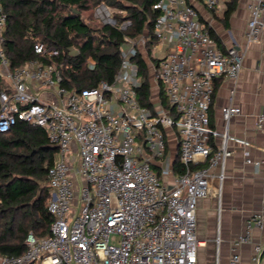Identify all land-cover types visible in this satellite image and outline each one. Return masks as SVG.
I'll return each mask as SVG.
<instances>
[{"label": "built area", "instance_id": "2783aa9c", "mask_svg": "<svg viewBox=\"0 0 264 264\" xmlns=\"http://www.w3.org/2000/svg\"><path fill=\"white\" fill-rule=\"evenodd\" d=\"M198 1L209 9L219 2ZM102 7L94 15L103 24L119 30L131 25L116 23ZM247 8L245 36L255 41L264 31V0H249ZM153 9L158 15L151 31L123 40L111 81L69 90L54 64L30 60L10 68L3 47L7 14L0 4V77L9 83L0 90V133L23 121L42 128L57 148L47 170L49 233L42 238L28 233L24 252L0 255V264H198L203 242L196 234L197 201L207 197L214 167L220 166L222 182L232 154L228 142L249 146L227 130L219 133L209 116L215 81L236 79L243 53L219 47L189 0H158ZM156 46L161 56L151 55ZM34 51L58 54L38 42ZM138 58L154 76L156 96L150 88L149 106L137 97ZM87 62L92 69L94 62ZM221 114L227 127L240 109L228 104ZM255 124L264 132V113ZM219 135L214 150L211 140ZM170 136L177 145L175 160ZM176 160L182 172L175 171ZM263 222L262 214L246 219L228 264H240L237 247L251 242L253 228ZM262 251V244L254 245L252 264H260Z\"/></svg>", "mask_w": 264, "mask_h": 264}, {"label": "trees", "instance_id": "16d2710c", "mask_svg": "<svg viewBox=\"0 0 264 264\" xmlns=\"http://www.w3.org/2000/svg\"><path fill=\"white\" fill-rule=\"evenodd\" d=\"M158 0H0L7 14L4 52L11 69L27 61L54 64L62 76L61 85L69 90L95 86L100 80L111 81L119 66V51L126 37L134 38L145 29L151 31L158 15L153 5ZM238 0L226 3L224 20L236 8ZM121 9L113 13L116 23L130 20L126 30L98 22H89L91 4ZM87 12L86 18L82 16ZM92 12V13H91ZM211 36L217 39L208 28ZM55 48L57 55H39L34 44ZM88 59L94 62L88 68ZM141 86L139 101L150 105L151 83L146 62L138 58ZM0 77V90L4 89ZM163 102V93L160 90ZM56 146L44 130L18 121L10 131L0 133V255L18 256L26 249L28 233L37 238L48 235L52 216L47 209L49 187L47 170L53 164ZM175 171L183 166L175 162ZM191 168H194L192 166Z\"/></svg>", "mask_w": 264, "mask_h": 264}, {"label": "crops", "instance_id": "0c3cea01", "mask_svg": "<svg viewBox=\"0 0 264 264\" xmlns=\"http://www.w3.org/2000/svg\"><path fill=\"white\" fill-rule=\"evenodd\" d=\"M189 1L197 9L200 22L217 37L219 47L225 49L233 46L243 53L237 78L215 81L209 116L215 130L219 133L227 130L229 135L246 140L249 146L228 142L232 154L225 161L222 182L217 179L220 166L214 167L208 195L201 198V204L196 208L201 245H210L211 251L216 252L218 264H228L234 241L245 231L246 219L254 214H262L264 218V132L258 130L255 124L256 117L264 113V31L255 41L246 39L249 0H238L236 8L226 20L224 13L229 0H219L217 6L211 9L198 0ZM228 104L237 106L240 114L233 116L226 127L221 108ZM211 141L216 150L221 135ZM169 150L175 160L177 145L174 141L169 142ZM246 152L250 163L246 162ZM216 238L219 239L218 243ZM256 244L263 245L260 264H264V222L262 227L253 228L251 242L237 247L240 264H252L251 256Z\"/></svg>", "mask_w": 264, "mask_h": 264}, {"label": "rangeland", "instance_id": "374dc122", "mask_svg": "<svg viewBox=\"0 0 264 264\" xmlns=\"http://www.w3.org/2000/svg\"><path fill=\"white\" fill-rule=\"evenodd\" d=\"M99 6H103L102 8H100V10H110L112 12V14L113 13H118V14L122 13L121 9H119V8H117L115 6L106 5V3H104V2H101L98 5L92 3L91 7L88 10H91L93 12V10H96V9L98 10ZM86 14H87V12H83L82 13L83 18L84 17L86 18ZM89 22H91L92 24H96V23L101 22V21L98 18H96L95 15L92 13L91 19H89ZM161 51H162V48L160 49V47H157V46L150 48L151 55L154 54L156 56H161ZM148 64H149V62H148ZM153 77L154 76H153L152 70L149 69L148 78H149V81L151 83V96L154 99L155 96H156V88H155V85H154L155 83L153 82ZM3 81H4V87L9 88V83L6 80H3ZM170 141H173L172 136H170ZM200 204H201V199H199L197 201V206L200 205ZM198 219H199L198 218V213L196 211V225H197L196 234H197V237H198L199 241H201V234H200L201 230H200V227H199L200 225H199ZM217 220H218V218H217ZM216 257H217L216 252L211 251L210 245H205V246L199 247V249H198V264H217Z\"/></svg>", "mask_w": 264, "mask_h": 264}]
</instances>
